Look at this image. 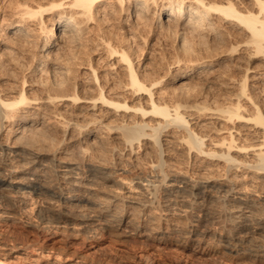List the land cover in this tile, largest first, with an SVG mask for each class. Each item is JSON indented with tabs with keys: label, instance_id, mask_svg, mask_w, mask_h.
<instances>
[{
	"label": "bare ground",
	"instance_id": "1",
	"mask_svg": "<svg viewBox=\"0 0 264 264\" xmlns=\"http://www.w3.org/2000/svg\"><path fill=\"white\" fill-rule=\"evenodd\" d=\"M17 3L28 61L7 60L31 77L0 82V221L264 264V0Z\"/></svg>",
	"mask_w": 264,
	"mask_h": 264
},
{
	"label": "rangeland",
	"instance_id": "2",
	"mask_svg": "<svg viewBox=\"0 0 264 264\" xmlns=\"http://www.w3.org/2000/svg\"><path fill=\"white\" fill-rule=\"evenodd\" d=\"M18 1L19 0H16V1L15 0H0V34L2 33L0 35V82L3 79H5L6 76L8 77L9 73H12V75H14V76L17 74L16 75L17 80H15V83L21 82L23 75H25L27 79H30V77H31L30 73L27 72L25 74H22L19 71H17L18 68L14 64L9 63L11 56H14V54H15V56L17 55L18 58L20 57L19 59L21 61L22 60L28 61L27 58L23 59V57L21 56V53L16 51L15 48L12 49V47H10V45L14 46V41H16V40H10L8 37V35L11 36V34H8L9 29L11 27H13L15 24L14 22H15L16 18H15L14 14L16 13V10H17L16 6L18 4L17 3ZM20 1L22 2L24 0H20ZM15 7H16V9H15ZM13 18H14V20H13ZM10 30H12V29H10ZM7 38H8V40H6ZM2 41H4L5 43L3 44ZM8 41H10V42H8ZM6 51L7 52L9 51V53H7ZM241 56H244V57H242L244 59L247 58V59H245L246 61L244 59H242V64L244 66H247L248 64H249L248 66H250V65L254 66V64L256 65L257 63L259 64V61L257 59L251 60L245 54L241 55ZM7 59H9V60H7ZM221 221H222V224H221ZM226 222L227 223L229 222L228 219L227 220L221 219L220 221L214 222L212 227L216 230H221V229H223L222 225L227 224ZM12 224L11 223L3 224L2 221H0V228H1L0 231L2 230V234L0 235V260L5 261L7 264H72V263L73 264H95V263L96 264H112V263H108V260H111V261L112 260H114V261L118 260V261H124V262H128V261L129 262L130 261L131 262H133V261L139 262V261H141L139 259V254H142V253L143 254L146 253V255H148V263H146V264H177V261H179V260H181L182 264H210V263L211 264H221V263L222 264H258L256 261H251L247 258H243V259H239V260L236 258L235 259L232 258V256L229 253H227V252L225 253L224 249H222L215 242V240H211V239L210 240L206 239L205 241H203L199 245L200 248H198L196 242L190 241V244L192 245V247L196 246L198 248V250L200 249V253L199 252L193 253L190 250H186L181 246L182 243L187 242V239L183 238L184 234L182 231L180 234H179L180 231L177 233L175 232L176 234L175 233L173 234V236L171 238L173 240L170 242V245H172V247L171 246L168 247L169 252L168 251H163V252L162 251H154L151 253V252H148V251H150V249L148 250V248H132L126 244H119L117 242L114 243V242H112V240L110 241L111 236L108 233H105L106 236L103 235L101 240H98V242L92 243V246L88 245V246L84 247V246H80V245L73 243V242L71 243L68 240L63 241L61 239L62 238L61 232L60 233L57 232L58 235L54 233L56 235L55 236L54 234L48 235V234H46L47 232L44 233V232L39 231V234H38L39 238H45L46 237L45 240L47 241L46 242L47 245L43 244V246H40L41 244H37V242H36L37 241L36 234L34 237V233L32 234L31 232H28V230H31V228L28 226V223L26 220H24V219L20 220L19 222H16L15 225H13V226H12ZM6 225H11V226L8 227ZM174 235H175V237H174ZM15 237H16V239H15ZM49 237L54 238V240H57L58 238L59 239L52 244V242L54 240L49 241V239H48ZM75 237L79 238V236H75ZM32 238L34 239V241L31 240ZM60 239H61V241H60ZM26 241H28V242H26ZM58 241H60V242H58ZM181 241H183V242L181 243ZM211 241H214V242H211ZM209 242H211L210 243L211 245L209 244ZM97 243H101L100 245L102 246V248L100 250H96L95 245ZM187 243H189V240ZM213 243H215V244H213ZM73 244H74V246H73ZM57 245H58V248H57ZM202 245L204 246V248H202ZM112 246H114V247H112ZM48 247H49V249L51 248L53 250L49 251ZM104 248H106V249L108 248V250H106ZM41 252H42V254H41ZM204 252H206V253H204ZM58 254H60L61 256H58ZM105 256H107V257H105ZM111 257H112V259H111ZM128 257H130V259ZM125 258H126V260H124ZM131 258H134L133 261ZM123 264H125V263H123Z\"/></svg>",
	"mask_w": 264,
	"mask_h": 264
}]
</instances>
